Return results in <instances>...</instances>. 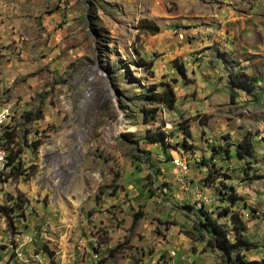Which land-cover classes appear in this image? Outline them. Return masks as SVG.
Wrapping results in <instances>:
<instances>
[{"label": "rangeland", "instance_id": "1", "mask_svg": "<svg viewBox=\"0 0 264 264\" xmlns=\"http://www.w3.org/2000/svg\"><path fill=\"white\" fill-rule=\"evenodd\" d=\"M168 88L172 109L144 101ZM0 108L20 151L0 264H224L196 230L229 205L219 181L264 262V0H0ZM248 134L251 158L213 150ZM201 159L229 178L202 186Z\"/></svg>", "mask_w": 264, "mask_h": 264}, {"label": "trees", "instance_id": "2", "mask_svg": "<svg viewBox=\"0 0 264 264\" xmlns=\"http://www.w3.org/2000/svg\"><path fill=\"white\" fill-rule=\"evenodd\" d=\"M158 30L155 29L153 35L157 33ZM230 83L237 88H245L251 90L259 81L251 76L245 74L233 73L229 76ZM144 101L150 104L160 105L161 107H166L172 109L176 98L171 88L165 89L161 92H150L149 94H144ZM160 108H153L148 111H143L144 116H148L149 119L155 118L159 112ZM6 127V126H5ZM4 127V128H5ZM180 132L186 138H190L187 127L181 126ZM166 138L165 133H159L158 136L152 139V143L159 144L163 149H166L163 146V142ZM4 147L7 150V163L9 173L13 174L14 171H17V166L14 165L15 161L18 159L20 151L13 153L12 145L15 140V129L9 130L4 134L3 138ZM184 140V141H183ZM182 145L187 147L185 138L182 139ZM180 144V146H182ZM233 147L230 150V146L220 149L219 147H213L216 154H219L220 151L223 155L228 158H236L238 160H244L245 158H251L254 154V148L251 141V135L245 136L239 143L231 144ZM38 145H35L37 148ZM231 151V152H230ZM214 153V154H215ZM168 161H171L168 159ZM202 168L207 169L206 175L200 180L201 185L204 187L213 186L219 181V179H228L227 175L221 173L220 169H216L213 163H210L208 159H201ZM5 172V173H6ZM4 172L1 174H5ZM0 176L2 177L3 175ZM222 181H219V187L224 188V196L228 200L229 205L222 207L220 211L216 212L214 218H212L207 213H203V219H200L197 223L196 230L199 233H202L206 238H204L205 247L214 251L217 250L221 253L224 264H264L262 261H247L244 259V252H248L254 248L253 244L248 241L245 237L246 225L241 220L239 211H231V208L235 206L238 197L236 196L234 190L230 186L223 185ZM218 190V191H219ZM222 217H228V224H220L218 221Z\"/></svg>", "mask_w": 264, "mask_h": 264}, {"label": "built area", "instance_id": "3", "mask_svg": "<svg viewBox=\"0 0 264 264\" xmlns=\"http://www.w3.org/2000/svg\"><path fill=\"white\" fill-rule=\"evenodd\" d=\"M8 106H12L14 108V105H8ZM1 115H2V113H0V118H1ZM2 133L0 134V171L4 170L5 167H8L6 165V163H7V151H6V148L4 147V145L2 144ZM177 165L180 167V170L182 173H184L186 171V169H183L179 164H177ZM16 256H18L19 261H22V264H40V262L42 261V257L40 256V254L35 253V252H32V254L30 256L24 255V257H23L19 253H17ZM27 257H28V259H26Z\"/></svg>", "mask_w": 264, "mask_h": 264}, {"label": "bare ground", "instance_id": "4", "mask_svg": "<svg viewBox=\"0 0 264 264\" xmlns=\"http://www.w3.org/2000/svg\"><path fill=\"white\" fill-rule=\"evenodd\" d=\"M14 108H15V105H14ZM0 113H2L1 118H0V134H1V133L3 132L2 129H3V127L5 126V118H6L7 112H6L4 109H1V108H0ZM5 132H6V131H5ZM3 138H4V133H2V144H3ZM3 145H4V144H3ZM6 151H7V150H6ZM179 165H180V164H179ZM6 168H8V167H5V169L2 170V171H5ZM183 169H184V167H183ZM0 174H1V171H0Z\"/></svg>", "mask_w": 264, "mask_h": 264}]
</instances>
